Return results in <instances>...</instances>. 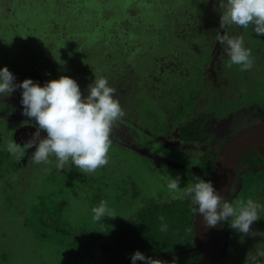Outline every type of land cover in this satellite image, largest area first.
I'll list each match as a JSON object with an SVG mask.
<instances>
[{
  "label": "trees",
  "instance_id": "16d2710c",
  "mask_svg": "<svg viewBox=\"0 0 264 264\" xmlns=\"http://www.w3.org/2000/svg\"><path fill=\"white\" fill-rule=\"evenodd\" d=\"M215 8L218 14L217 0H0V66H7L17 81L31 78L41 85L43 74L52 73L57 79L59 72L76 67L71 77L77 81L82 94H86L84 90L94 75L106 76L109 84L117 89L116 97L126 113L114 128H124L126 132H120L124 136L134 130L138 135L129 137L132 143L137 145V140L144 148L152 147V138L165 130L159 125H175L173 117L180 115L173 105L159 107L155 103L168 95L164 81L169 61L179 46L191 49L194 41H189L186 25L203 32V36L211 32L203 31L200 26L204 13L211 14ZM198 14L203 16L196 24ZM237 28L233 35H238L240 29L250 30ZM174 82L171 77V84L175 85ZM19 93V89L12 93L17 95L15 99ZM4 98L10 100L13 96ZM18 106V103L7 105L10 110ZM164 108L166 114L162 113ZM154 110L160 111L161 116L158 112L154 115ZM148 118L153 122H146ZM143 123L147 126L145 131L136 126ZM190 128V125L182 127L179 136L187 140L199 135L195 128L190 134ZM113 146L116 149L108 153V163L94 173L84 174L71 167L57 178L52 170L48 171L46 179L55 181L41 184V190L34 192V200L26 207L23 218L29 219L32 213L37 215L33 222L35 231L38 227L41 235L55 239L56 244L50 245L64 253L59 255L67 264H131L130 255L135 250L161 259L164 264L169 260L171 264H198L200 247L194 248V214L185 191L179 197H171L169 192L164 196L158 189L149 197L138 196L136 188L126 183L137 185L135 178L139 176V169L123 168L128 161L125 156L130 155L112 141L110 148ZM130 150L135 154L130 159L143 161L142 169L147 172L145 153L142 156L140 149ZM117 154L122 157L123 165L118 167L123 170L114 169ZM212 157L205 154L199 165L204 171L201 177L214 182L212 177L221 161L219 152ZM162 185L166 188V184ZM4 187L3 191L8 190L4 199L20 207L15 202L13 188L10 191V186ZM82 198L86 200V210H80L75 217L66 215L71 200ZM101 200L108 202L113 216L104 217L103 224L94 221L91 212ZM161 216L168 225L164 232L160 231ZM187 248L191 250H183ZM0 258L8 262L9 252L0 250ZM137 264L143 262L137 261Z\"/></svg>",
  "mask_w": 264,
  "mask_h": 264
},
{
  "label": "clouds",
  "instance_id": "9594fccd",
  "mask_svg": "<svg viewBox=\"0 0 264 264\" xmlns=\"http://www.w3.org/2000/svg\"><path fill=\"white\" fill-rule=\"evenodd\" d=\"M219 4V28L215 30L214 42L227 55L229 65L239 66L240 70L252 67L251 49L245 45L242 35H232L235 27L248 29L257 36H264V0H217ZM63 64V61L59 60ZM20 90L21 113L28 117L34 131L24 141L35 164L49 163L55 159L57 170L70 167L84 174L94 173L108 163V153L112 144L111 135L115 123L126 113L119 99L117 89L109 84L106 76H95L87 84L84 92L77 81L61 75L50 79L42 85L31 78L17 81L15 75L7 68L0 66V98L10 96ZM18 148L15 141L8 145V151ZM180 176L169 175L166 188L175 193L181 187ZM190 198V210L206 227H214L227 221L231 229L245 235L254 233L251 224L261 219L264 204L249 197L235 203L225 201L220 191L211 180L193 175V180L184 189ZM92 219L100 224L104 217H113L108 202L101 200L91 208ZM160 231H167L164 217ZM131 264L142 261L143 264H164L159 259L145 256L135 250L130 255ZM243 264H264V248L249 250Z\"/></svg>",
  "mask_w": 264,
  "mask_h": 264
},
{
  "label": "rangeland",
  "instance_id": "374dc122",
  "mask_svg": "<svg viewBox=\"0 0 264 264\" xmlns=\"http://www.w3.org/2000/svg\"><path fill=\"white\" fill-rule=\"evenodd\" d=\"M204 14H206V16L203 17L204 21L201 22L203 24L200 26L203 31L211 30L212 25L219 29V12L217 14L216 8L214 11H212L211 14L210 12ZM200 16L203 15L198 14V17L195 18L196 24L201 21ZM186 28L190 33L188 35V37L190 38H188L189 41L198 42L199 47H203V42L206 43V41L204 40V36L202 35L203 32H196L192 29L191 26L189 27L187 25ZM248 33L252 38L243 37L245 45L249 48L251 47L250 49L252 53H255L253 56L251 53L253 64L250 69L240 70L239 66H230L227 56L225 57V63L221 62L218 65V57L213 59V61L211 62V73L215 74L216 81L220 83V87L221 85L223 86V88H221L216 94H207L204 98V103H213L212 105H207V108L205 109L206 111H212V113L214 114L212 116L213 119L211 122L213 134L212 138L199 139L196 143H194L195 147H193L194 144L191 145L189 143H183L182 145L176 144L171 147V149L166 146L167 144L169 145V140H165V137L162 138V135L155 136V138L152 139V147L148 146V148H144V146H142L143 144L136 140L138 146L136 144L134 145H136L137 148L139 147L138 149H140L141 151L139 152L140 155H142V153H145L144 155L145 157H147V159L145 160H147L149 163V161H151L150 159H152L155 166L153 170H150L151 172H145V170L142 169L144 166L143 161L137 159L135 161L133 159H130L131 156H134L135 154L132 155V151L130 150L132 149L130 147V144L132 143L127 138H135L138 135L137 132L134 130H130L124 136L122 133H120L122 130L123 132H126L124 128H113V132L111 135L112 141L119 147L122 146V149L125 150V154L130 155L125 156L126 160L128 161L124 164L123 168H129V170L131 171L136 166L139 169V176L135 178V182L137 185L128 184V182L126 183L127 185L136 188L134 190H137L136 194L138 196L149 197L153 192L158 191H160L162 195L165 196L168 190L162 184L167 185L169 175L175 177L177 174H179V187L181 188L175 193H170L171 197H179V194L184 192V189L186 188L185 185H188L193 180V175L195 174L192 170H198L197 166L192 167V163H194V160L197 159V156H201L205 150L213 151L214 149H216L219 144H217L215 141L217 137L226 129L229 130L235 128V125L238 128L243 126V124L248 123L249 121H246L245 119L247 115L243 114V112H245L247 108L255 106L254 108L257 111L262 110V113L260 114H256L258 113L257 111L254 112L250 117L251 120L264 118V45L259 46V44L261 43L260 40L262 39L258 37L254 32L249 30ZM238 35H242V33L239 32ZM252 40H254V42ZM183 50H185L184 54H186L190 49L188 50L187 48L185 49L179 46V50L176 52L175 57H177L179 53L182 54ZM193 54L196 53H189V61L187 65L186 62H183L185 64H183V69L184 66H189V69L186 68L187 70H189V73L187 72V74H184L187 77H190L189 74L192 75L194 73L193 68L195 62L197 61V57ZM180 56L181 60H183L182 55ZM74 67L75 66L73 64V68ZM75 68L66 69L64 72H59V74L60 76L66 75L71 77V75L73 73L75 74V71H77L75 70ZM48 72H50V70ZM166 74H168L167 71ZM41 77V82L44 83L50 79H54L52 73L50 74V76H45L43 74ZM11 96H13V98L10 100L0 98V116H2L1 118H5L7 122L11 121L12 119H26V116H23L21 113L22 105H19L16 110H10L7 107V105H12L15 103L20 104V96H18L16 99V94H11ZM216 98H218V100ZM149 99L150 97L147 100ZM220 101H224L225 103H238L239 106L233 105L232 108L235 111L230 112L229 115H225L219 112V105L216 104L221 103ZM157 112V110H154V115H157ZM158 114L159 116H161L160 111L158 112ZM228 116H232V118ZM233 118L235 119L234 121ZM2 119H0V135L1 133L5 135V125L4 123H1ZM128 122L133 123L131 119H128ZM146 122L152 123V118H148ZM28 124L31 123L28 122L27 125ZM2 125L3 127H1ZM31 128L26 125H21L17 127L15 131H13L14 133L12 137L9 136V138L8 135H5L6 137H4V141L0 142V149H2L3 151L8 150V145L13 141H15L18 145V148L15 151H9L7 152V154L3 155V163L11 161L12 158L13 160L19 159V162L21 160L23 161L22 163L17 165L15 169H7L5 172V177L8 178L10 183L12 182L9 190L11 191V188H13V191L15 193V202H19L20 207H18L17 204L13 203L14 201L10 202L9 199H4L8 190L3 191L2 188H0V247H3L6 251H8L10 257V260L8 262H4L1 264H67L65 263V261L67 260L63 259L62 257H60L61 255H59H64V253H59L58 247L53 246L54 243L56 244L55 239L52 236L41 235V232H38V227L36 229L37 231H35L33 222L36 221L34 220V218L37 217V215L32 213L29 216V219L23 218L22 216L28 204L34 200V192L41 190V184H52L55 181V179H46L48 171L52 170V173H54L57 178H59L60 174H65L68 171L67 166L65 170H57L55 167L54 158H50V162L47 164L33 163L31 156H28L30 155L29 152L31 151V149L29 150V152L26 151V145L24 143V141L26 140V136L31 133ZM137 139L139 140L140 138ZM125 142H128V144H125ZM114 149H116L115 146H113V149L110 148L109 152L115 151ZM155 150L161 153L158 154ZM178 153H180L181 155H179ZM26 156L28 157V159L24 158ZM112 159L113 157L109 158V161L111 162ZM114 161L116 163L114 169L123 170V168H119L121 165H123L122 157L117 154V157L114 158ZM147 161L145 162V164L147 163ZM161 163L163 164L162 167L158 168ZM186 165H188L190 168H188V166ZM1 179L2 178L0 177V181ZM160 186L163 187V191L159 190V188H161ZM6 189L8 188L6 187ZM156 189H158V191H156ZM67 206L68 212L66 215H68L70 218L72 216L75 217V215H77L80 210L85 211L87 208L86 200H84L83 198L71 200L70 204ZM26 223L29 228H26ZM50 243H53V245H50ZM66 250L70 249L66 248ZM0 262H2L1 258ZM165 263L171 264L170 260Z\"/></svg>",
  "mask_w": 264,
  "mask_h": 264
},
{
  "label": "flooded vegetation",
  "instance_id": "af4514ba",
  "mask_svg": "<svg viewBox=\"0 0 264 264\" xmlns=\"http://www.w3.org/2000/svg\"><path fill=\"white\" fill-rule=\"evenodd\" d=\"M211 28L217 29V27H215L214 25H212ZM217 30H219L221 34H223L222 29L219 28ZM210 31L211 32H209L208 35L206 34V38L204 36V40L206 41V43L203 42L204 43L203 47H199L198 42H193L190 45V48H191L189 50L190 52L187 51V53L184 54L185 50H183V53H182L183 60H181V56L179 55L178 58L174 57L176 60H173L174 58H172L169 61L170 68L166 70L168 74L165 73L166 80L164 81L165 86L167 87L166 89H167L168 95L164 99L161 98L155 102L159 107H165L164 105H168L169 107H171L173 105L179 109L180 115L178 117L177 116L173 117L174 122H176L175 125H169L168 127L165 126V123L159 125L161 127L163 126L165 130L164 132H160V134L158 135L159 136L162 135V138L165 137L166 138L165 140H169L168 142L169 145L166 143L167 144L166 146L169 149H171V147H173L176 144L182 145L183 143H189L193 145L201 138L207 139V138L213 137L211 122L213 119L212 116L214 114L212 113V111L205 110L207 108V105L209 106V105H212L213 103H204V98L207 94H210V95H213L212 93L216 94L217 92H219L221 88H223V86L221 85L220 87V83L216 81L215 74L211 73L210 68H211V62L213 61V59L218 57L217 64L219 65L221 62L223 63L226 62L225 57L227 55L224 53L223 49L220 47L219 42H214L215 30L213 31L210 30ZM233 31H238V28L236 27L232 29L230 34H232ZM239 31L242 33V36L244 38H252L250 34L246 32L245 30H243L244 32L241 29ZM260 38L262 40H260L261 43L259 44V46H262L264 45V36H260ZM252 41L254 42V40ZM192 52L196 53L193 55L194 56L196 55L197 61L194 64V68H193L194 73L192 75L189 74L190 77H187L184 74H187V72L189 73V70L186 69V68L189 69V66H184V69H183V64H184L183 62H186V65H187L189 61L188 59L189 53H192ZM254 54L255 53H252V56ZM171 71L173 72L171 73ZM170 77H173V79L176 80V82H174L175 85L171 84ZM216 99L218 100V98ZM220 102L221 103H216L217 105H219L218 106L219 112L225 115H229L230 112L235 111L232 108L233 105L239 106L238 103L236 104L235 103H225L224 101H220ZM160 103H163V104H160ZM254 107L255 106L247 108L245 112H243V114L247 115L245 119L246 121H249L248 123H245L243 124V126L238 127V128L235 125V128H232L229 130L226 129L223 133H221L217 137L215 142L219 145L216 149H214L213 151L205 150L201 156L199 157L197 156V159H195L194 163H192V167L197 166V169H198V170H195V169L192 170L196 176H202V174L204 173L199 163L202 161V158L205 156V154L206 155L208 154L212 157L215 153L219 152L222 144L226 140H228L232 135H234L238 130L243 129L256 122L264 121V118L262 119L257 118V120L250 119L253 113L257 111ZM166 110L167 109L165 108L162 109V113L166 114L167 113ZM257 112L258 113L256 114H260L262 113V110H258ZM1 117L2 116H0V119H2ZM228 117L232 118V116H228ZM226 119H227V116H226ZM234 120L235 119L233 118V121ZM1 123H4L5 125L4 133L5 135H8V137L9 136L12 137L14 133L13 131H15L16 128L21 125H26L29 128L33 127L32 124L27 125L28 121L24 118L19 119V120L12 119L9 122H7L5 118H3ZM186 125L191 126L190 134H192V131L194 130L193 128H195L194 131L196 133L198 132L199 135L193 136L187 140L179 136V130L182 127L184 128ZM136 126H138L143 131H145L146 130L145 127H147L145 123L141 125L138 124ZM1 127H3V125ZM32 131H34V127L31 128V132ZM5 135L1 133L0 142L4 141V137H6ZM28 135L26 136V139ZM151 135L153 134L151 133ZM127 139L131 141L129 138ZM125 144H128V142H125ZM259 145H261V147L257 148L256 146H259ZM124 146H127V145H124ZM130 147L134 150H139L136 147V145H134V143L130 144ZM193 147H195V144L193 145ZM1 150L2 149H0V151ZM155 151L158 154L161 153L157 150ZM7 152L9 151L5 150L3 151L2 156L0 155V177L2 178L0 181V188H3L5 185H8V186L12 185V182L10 183L8 178L5 177L6 170L15 169L17 165L23 162L22 160L19 162V159L13 160L12 158L11 161L3 163L2 161V158L4 157L3 155L7 154ZM178 154L181 155L180 153ZM24 158L28 159L27 156ZM212 159H209V160H212ZM150 160L151 161H149V163L147 161L146 168H145L148 172H151L150 170H153L155 167L153 160L152 159ZM162 165L163 164L161 163L158 168L162 167ZM188 168L190 167L188 166ZM212 178H215L213 182V184H215V182L218 179L217 171H216V175L215 176L213 175ZM123 186H124L123 183H121L120 188H122ZM249 197L264 204V143L254 145L244 153L241 160L239 161L238 167L234 174L231 187L229 191L224 195L223 199L225 201L235 203V201L237 200H241V199L246 200ZM250 230L254 233V235H251V236L245 235L243 239L241 240V234L231 229L227 221L222 222L221 224H218L216 226V244H215V251H214V257H213L212 264H243V260L245 259V254L249 250L255 251L256 248H264V211L261 212V219H258L251 224ZM2 249L4 248L0 247V250Z\"/></svg>",
  "mask_w": 264,
  "mask_h": 264
},
{
  "label": "water",
  "instance_id": "95a60500",
  "mask_svg": "<svg viewBox=\"0 0 264 264\" xmlns=\"http://www.w3.org/2000/svg\"><path fill=\"white\" fill-rule=\"evenodd\" d=\"M261 143H264V121L238 130L222 144L219 150L221 162L217 166L218 179L214 186L223 197L231 187L234 174L244 153L252 146ZM192 229L194 248L200 247L198 264H212L216 244V226L206 227L197 214L193 216ZM183 250L189 251L191 248Z\"/></svg>",
  "mask_w": 264,
  "mask_h": 264
}]
</instances>
